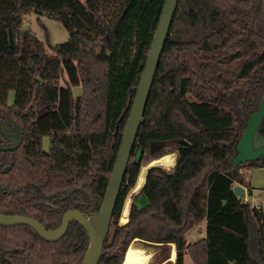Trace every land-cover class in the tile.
I'll use <instances>...</instances> for the list:
<instances>
[{
  "label": "trees",
  "instance_id": "trees-1",
  "mask_svg": "<svg viewBox=\"0 0 264 264\" xmlns=\"http://www.w3.org/2000/svg\"><path fill=\"white\" fill-rule=\"evenodd\" d=\"M164 2L0 0V111L25 130V176L40 186L39 199L81 186L94 204L75 191L68 207L101 206ZM33 12L68 29L54 53L24 28ZM263 97L264 0H180L99 264H131L124 255L136 239L162 246L160 264H173V244L175 264L186 252L195 264H264V214L234 191L248 186L243 168L264 157L233 164ZM172 152L174 171L151 167L119 225L140 168ZM204 223L205 236L188 242V229Z\"/></svg>",
  "mask_w": 264,
  "mask_h": 264
},
{
  "label": "flooded vegetation",
  "instance_id": "flooded-vegetation-1",
  "mask_svg": "<svg viewBox=\"0 0 264 264\" xmlns=\"http://www.w3.org/2000/svg\"><path fill=\"white\" fill-rule=\"evenodd\" d=\"M25 138L23 126L11 120L7 113L0 111V213L31 218L38 221L46 230L58 229L69 210H77L85 216L100 213L102 204L97 210L92 206L90 211L68 207L70 203L67 202V198L75 191L83 192L94 204L92 194L81 186L63 192L53 191L39 199L40 186L25 176V169L29 163ZM42 149L49 151L50 147L46 150L42 146ZM80 187L89 194L76 189ZM119 220L118 224L123 225ZM75 222L83 229H72V223ZM112 222L113 215L110 226ZM109 232L110 228L99 263L105 254V245L113 241V238L109 237ZM89 244V233L77 220L70 221L65 233L54 240L43 237L28 223H0V264H83ZM130 248L131 246L128 250ZM107 256L113 261L118 256V250H115V253H108Z\"/></svg>",
  "mask_w": 264,
  "mask_h": 264
},
{
  "label": "water",
  "instance_id": "water-1",
  "mask_svg": "<svg viewBox=\"0 0 264 264\" xmlns=\"http://www.w3.org/2000/svg\"><path fill=\"white\" fill-rule=\"evenodd\" d=\"M179 2L180 0H165L163 4L150 51L144 65L140 83L136 91L126 128L113 165L100 213L93 216H85L77 210H69L65 213L61 226L56 230H46L38 221L28 217L5 215L1 213L0 223H28L43 237L54 240L58 239L65 233L70 221L77 220L87 229L90 236V244L83 264L99 263L103 254V244L110 228L112 215L134 150L139 130L144 122L145 112L152 92L155 76L160 66L161 57L171 32ZM263 127L264 97L260 102L259 109L250 116L247 127L239 140L237 155L233 162L234 166L250 161H256L264 157V134L261 132ZM179 142L184 147H190V143L185 139L181 138ZM76 189L85 191L89 194L88 191L81 187ZM234 191L239 197L245 198V187L235 185ZM143 242L147 246L153 247L148 245L145 241Z\"/></svg>",
  "mask_w": 264,
  "mask_h": 264
},
{
  "label": "rangeland",
  "instance_id": "rangeland-1",
  "mask_svg": "<svg viewBox=\"0 0 264 264\" xmlns=\"http://www.w3.org/2000/svg\"><path fill=\"white\" fill-rule=\"evenodd\" d=\"M82 1H85V0H82ZM23 26L26 29H31L39 37V39L45 43L49 53H54L55 51L54 48L57 45L64 44L69 40V31L65 27V25L59 20L53 17H50L47 14H36L34 12L31 14H28L24 18ZM73 92L77 96L81 95L82 87L80 85L73 87ZM13 99H14V92H11L9 95L10 104L13 102ZM50 143H51V137L49 135H46L42 138V146L44 149L46 150L49 149ZM172 153H177V152H172ZM177 157H178V154L172 166H162L161 165V167L167 170L168 172H173L174 168L172 167H174L177 161ZM130 191H129L130 193H128L126 198L128 199V197L130 196L133 201L134 197L139 193V191L137 193H133L132 192L133 189ZM140 202L142 203L144 202V200L140 199ZM128 221H129L128 219H124L123 216L121 215L120 220H119L121 224L124 225ZM201 229L204 230L203 224L199 226H194L188 229V231L186 232L187 241L190 243H193L197 239L201 238L202 237L201 232H200ZM151 248H153L152 251L148 252L146 249H144L141 246H136V248L131 247L129 250L126 251L124 255V259L130 260L132 258L131 264H147L149 260H150L149 264H160V262L163 261V259L165 258V253L162 250V246L156 245V247H151ZM174 252H176V257L175 259L172 260L171 256L173 255ZM149 254H150V258L148 259L146 256ZM176 258H177V251H176L175 244H173L171 255H170V259L172 260L173 264H175ZM124 264H128V262L124 261ZM184 264H195L189 252L185 253Z\"/></svg>",
  "mask_w": 264,
  "mask_h": 264
},
{
  "label": "crops",
  "instance_id": "crops-1",
  "mask_svg": "<svg viewBox=\"0 0 264 264\" xmlns=\"http://www.w3.org/2000/svg\"><path fill=\"white\" fill-rule=\"evenodd\" d=\"M243 172L245 174L246 181L248 182V186L245 187L246 196L244 200L251 202L253 206L261 209L264 214V165L253 168L244 167ZM203 225L204 230H200L202 237L206 234V224L204 223Z\"/></svg>",
  "mask_w": 264,
  "mask_h": 264
},
{
  "label": "bare ground",
  "instance_id": "bare-ground-1",
  "mask_svg": "<svg viewBox=\"0 0 264 264\" xmlns=\"http://www.w3.org/2000/svg\"><path fill=\"white\" fill-rule=\"evenodd\" d=\"M177 154L176 153H170L168 155H165V156H161L160 158L158 159H155L153 160L152 162L148 163L147 165H143L141 168H140V171H139V174H138V177H137V181H136V185L135 187L133 188V193H137L138 191H140L142 189V187L144 186L145 184V181H146V177H147V173H148V170L153 167V166H172L174 161H175V158H176ZM174 168V167H172ZM131 202H132V199L131 197L129 196L128 199L126 200V203L124 205V208H123V213H122V216L124 219H128L129 220V215H130V209H131ZM126 222V221H125ZM136 241V244L138 246H141L143 247L144 249H146L148 252H151L153 248H151L150 246H147L143 241L141 240H135ZM148 259L150 258V254L146 256ZM176 257V252L173 253V255L171 256V259H175ZM150 260L147 262V264H149ZM120 264H124L123 263H120Z\"/></svg>",
  "mask_w": 264,
  "mask_h": 264
}]
</instances>
